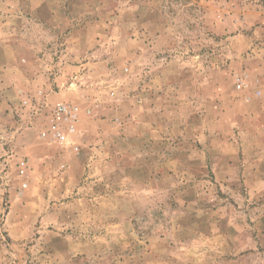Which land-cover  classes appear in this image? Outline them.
<instances>
[{"label": "rangeland", "instance_id": "374dc122", "mask_svg": "<svg viewBox=\"0 0 264 264\" xmlns=\"http://www.w3.org/2000/svg\"><path fill=\"white\" fill-rule=\"evenodd\" d=\"M0 264H264V0H0Z\"/></svg>", "mask_w": 264, "mask_h": 264}, {"label": "built area", "instance_id": "2783aa9c", "mask_svg": "<svg viewBox=\"0 0 264 264\" xmlns=\"http://www.w3.org/2000/svg\"><path fill=\"white\" fill-rule=\"evenodd\" d=\"M247 85L242 80L237 84L239 88L247 87ZM78 121V107L71 103L60 102L49 111L47 125L41 131L40 136L48 141L60 144L75 132ZM27 167V161L21 160L19 162V172L21 174L26 171ZM22 184L26 186L25 182Z\"/></svg>", "mask_w": 264, "mask_h": 264}]
</instances>
